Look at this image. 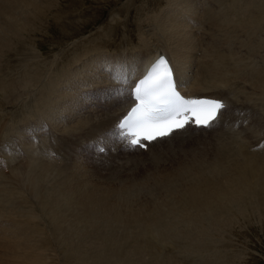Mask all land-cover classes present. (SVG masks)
Instances as JSON below:
<instances>
[{"label": "bare ground", "instance_id": "6f19581e", "mask_svg": "<svg viewBox=\"0 0 264 264\" xmlns=\"http://www.w3.org/2000/svg\"><path fill=\"white\" fill-rule=\"evenodd\" d=\"M61 2L0 0V264H169L164 257L173 252H181L171 257L176 263L188 264L187 257L197 250L215 247L214 237L222 236L233 214L264 205V126L255 122L257 115L264 117V0H185L182 9L176 6L180 0H165L166 18L155 21L156 26L149 19L145 29L139 28L136 46L107 52L103 48L110 45L98 42L100 49L94 50L79 40L45 60L24 34L30 23L45 26ZM132 41L129 36L125 43ZM161 53L189 96L229 101L220 127L180 136L146 153L120 151L94 159L80 150L121 113L108 99L111 92L115 96L116 84L105 69L131 72ZM19 71L31 76L23 86L27 95L17 100L11 78ZM41 121L60 134L54 146L58 151L73 147L72 161L45 156L56 152L37 132ZM237 122L240 126L233 127ZM31 131L38 146L27 141ZM2 147H11L17 156L3 154ZM178 149L194 150V162L177 170L173 179L162 174L163 180L152 183L132 180L124 191L109 196L84 188L82 172L89 170L82 164L103 173L138 167L143 157L152 160L150 171L156 174V156ZM77 172L81 187L70 184ZM184 181L189 184L181 188ZM142 192L148 202L139 205L134 200ZM88 239L101 242L100 247H85ZM201 262L223 264L219 256Z\"/></svg>", "mask_w": 264, "mask_h": 264}, {"label": "rangeland", "instance_id": "374dc122", "mask_svg": "<svg viewBox=\"0 0 264 264\" xmlns=\"http://www.w3.org/2000/svg\"><path fill=\"white\" fill-rule=\"evenodd\" d=\"M129 1L130 0H62L61 2L62 5L60 4V6H57L55 8L56 15L52 14L53 16L52 15L47 16L48 12L46 10L49 6L48 4L44 9L45 12L44 15L48 17V18L46 17V24H44L46 27L43 25H41L42 27L38 25L39 26L38 27L36 24L32 23L33 24L32 25L30 23L28 24V28H27L28 31H26V33L24 34V35L27 34L28 36H24V37L26 38V40L30 39L29 41L35 44V45L32 44L31 45L33 47L34 46L36 47L39 53L43 55V58L45 60H50L52 56L56 54L58 50L64 45L73 44L79 40H86L84 43L85 45L84 47L91 46V48L93 49L94 48L100 49L99 48L100 46L98 45H100V43L103 42L105 43L104 45H110L103 48V49L108 48L106 49L107 52L120 50L123 49V47L125 48L132 44L136 46L139 40L138 29L139 28L145 29L147 22L150 20L151 23H153L152 25L156 26L155 21L159 22L164 17L166 18L165 14L168 12L167 10L168 8H167V4H165V0H138V1L131 0V2ZM184 2L185 0H180V2L176 4L177 8L180 9L184 8L185 7ZM131 3L135 5H132ZM147 6H148V10L146 9ZM137 7H138L137 11L134 10ZM142 7L144 8L142 9ZM141 9L143 11H140ZM153 11L155 12L151 13ZM160 12H162L164 15L162 13L160 14ZM170 14H172V12ZM118 15L120 17H118ZM56 16L57 17L59 16L58 17L59 19ZM148 16H152V18ZM117 19H119L120 21H118ZM105 22L109 25L107 24L105 25L104 24ZM117 23L118 25H116ZM120 26L123 27L121 28ZM125 26L127 28H125ZM123 28L124 30H122ZM29 29L32 31H30V33L28 34ZM160 31L163 34V36L166 37L169 36L168 34L165 35V33L162 32L161 29ZM99 33L102 36H100ZM171 35L173 36L174 34L172 33ZM177 35L178 37L180 36V34L178 33ZM129 36L133 38V41L131 43H125V40L129 38ZM89 38L93 39V41L88 40ZM88 51L89 50H87V52ZM68 61L70 62L69 59ZM30 76H31L30 74L20 71L13 74L11 80L14 86L11 93H14L15 99L20 100L21 97H25L27 95V92L26 90L23 89V86L28 83ZM113 96L114 93L111 92L110 95L108 96V99L109 97H113ZM70 118L73 119V115L70 116ZM255 122L258 124H262L264 126V117L257 115ZM186 146H188V143L186 144ZM193 151L194 150L185 152L182 151V149H178L173 151H167L160 154L159 156H156L157 159L159 160V163L156 166L159 168V170L156 174L150 171L151 161H152L150 158L146 159L142 157L141 159H138L139 160L138 167L129 166V168L122 169L120 171H116L117 169H113V170L102 171L103 173L94 172L91 169H89L90 168L89 163H88L89 166L86 163L85 164L81 163L84 168L89 170L88 172L89 174L82 172L83 174L86 175L83 181L84 188H88L86 189L88 191L90 187H92V189L96 188L98 193L109 196L111 194H116L124 191V189L128 185H130V182L132 180L137 181L142 178H145L147 179L148 183L149 182L152 183L153 180H163V175L165 176L164 179H168V178L173 179V177L177 175L174 174L177 170L179 169L182 170L185 166H187V168L192 167L190 164L194 162L193 153H192ZM78 167H81L80 164H77V168ZM77 168L74 170H77ZM77 174L78 172L70 179V184L71 186L73 184H77L81 187V183L76 178ZM192 182L193 180L191 181V183ZM186 184H189V182L184 181L183 184L181 185V188ZM210 191L212 192L213 190L210 189ZM176 192L177 190H174L172 194ZM144 194L145 193L143 192L140 193L134 201L139 203V205H143L147 203L148 200L147 197L144 196ZM172 194H168L166 196L168 198V201L171 200ZM262 208H264V205L257 206V209L256 207H252L249 211L245 213V215L242 214V216L240 214H233L234 220L231 222V224H229L227 227L224 226L225 229L224 228L219 229L220 231L224 229L222 231V236L214 237L215 247L213 246L214 247L213 248L211 245L207 250H197V252H194L193 255H191L193 258L191 256L187 257V260L189 261L188 264H205L204 262L202 263L201 261H205L207 259L211 261H215L218 256L222 259L223 264H264V217H262L264 215L263 214L264 210ZM256 210L258 212H256ZM252 211L255 212L253 213ZM256 215H259L258 218H256ZM179 230L180 228L178 229V231ZM219 232L216 234L219 235ZM200 237H198V235L196 236V238H200ZM120 239L122 240V238ZM88 240L91 241L90 243L89 241L86 242L88 244L85 243V247L87 248L100 247L99 243L101 242H98L97 240L94 239H88ZM50 242L51 241L49 234L48 249L52 250L53 246L50 244ZM122 245L126 248L125 240H122ZM196 253L198 254V256ZM180 255L181 252H173L164 258H166L165 260H168L169 264L170 263L178 264L171 257H176ZM197 257L199 258L197 259ZM203 258L205 259L203 260ZM144 259L147 260L148 257L146 256L145 258L144 255Z\"/></svg>", "mask_w": 264, "mask_h": 264}, {"label": "snow or ice", "instance_id": "6c2138e0", "mask_svg": "<svg viewBox=\"0 0 264 264\" xmlns=\"http://www.w3.org/2000/svg\"><path fill=\"white\" fill-rule=\"evenodd\" d=\"M112 79L118 84H127L129 75L114 73ZM120 91L117 89V94ZM133 94L136 107L118 122L114 132L129 151H147L156 144L183 136L190 128L212 130L220 127L229 107L218 99L183 97L177 89L175 70L164 55L152 62L145 77L134 87ZM239 126L238 122L233 125ZM96 150L101 154L105 151L103 146Z\"/></svg>", "mask_w": 264, "mask_h": 264}]
</instances>
